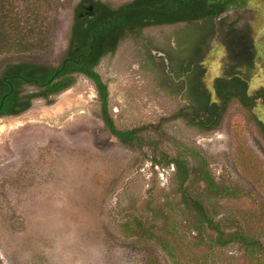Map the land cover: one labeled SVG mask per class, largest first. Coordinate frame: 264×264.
<instances>
[{"label": "rangeland", "instance_id": "1", "mask_svg": "<svg viewBox=\"0 0 264 264\" xmlns=\"http://www.w3.org/2000/svg\"><path fill=\"white\" fill-rule=\"evenodd\" d=\"M49 1L55 10L49 45L3 56L0 70L7 61L59 64L78 0ZM99 1L117 7L129 0ZM227 16L249 24L258 76L250 86L257 87L264 82L259 77L264 74V0H248ZM182 29L180 24L146 27L140 37L124 38L113 54L100 59L95 69L107 84L108 109L119 128L155 124L181 104L177 92L158 78L160 56L173 51ZM224 58L215 36L203 62L209 89ZM22 106L16 116H0V264H26L20 258L28 253L38 258L49 235L69 226L77 251L99 253L94 264H264V251L216 246L202 238L179 201L173 165L153 164L162 153L179 155L191 168L203 161L220 185L243 191L213 199V211L221 219H235L264 249L260 104L248 110L232 100L219 126L207 132L180 119L163 122L164 135L147 134L150 144L142 150L126 148L109 134L93 85L81 74L52 104L35 98ZM189 187L200 192L203 186L192 178Z\"/></svg>", "mask_w": 264, "mask_h": 264}, {"label": "trees", "instance_id": "2", "mask_svg": "<svg viewBox=\"0 0 264 264\" xmlns=\"http://www.w3.org/2000/svg\"><path fill=\"white\" fill-rule=\"evenodd\" d=\"M248 0H129L111 7L99 0H78L72 6L66 48L58 65L32 60L7 61L0 70V116H16L29 107L31 100L44 104L54 102V96L72 87L75 74L86 77L93 85L100 107V119L111 136L129 149L142 150L150 132L163 134L161 124L180 119L201 132L216 129L232 100L251 110L257 104L264 107V82L251 88L255 50L248 23L229 18L232 9L244 8ZM55 11V10H54ZM49 0H0V58L12 53H30L44 49L50 43L51 23L55 12ZM182 26L171 52L163 57L158 81L168 91L175 90L181 104L169 116L155 124L131 128L116 126L108 109L107 84L95 67L100 59L113 54L126 37H140L142 30L156 25ZM219 39L225 58L217 66L211 89L204 81L203 62L213 38ZM170 51V50H169ZM264 81V74L259 76ZM33 90L25 93L27 87ZM264 140V120L256 119ZM172 164L177 193L188 211L190 222L202 238L211 244H237L243 250L263 252L261 244L244 232L235 219L218 217L212 200L226 195H242L234 186L220 185L205 162L189 166L179 155L162 153L153 164ZM202 184L200 192L189 187L190 179ZM230 222L231 227L226 224ZM140 224H138L139 226Z\"/></svg>", "mask_w": 264, "mask_h": 264}, {"label": "clouds", "instance_id": "3", "mask_svg": "<svg viewBox=\"0 0 264 264\" xmlns=\"http://www.w3.org/2000/svg\"><path fill=\"white\" fill-rule=\"evenodd\" d=\"M63 228L62 225L57 226ZM53 232L49 235L48 246L38 250V258L31 253L25 254L20 259L26 264H94L99 253L95 249H82L77 251L73 247L76 242L74 231ZM7 264V261H4Z\"/></svg>", "mask_w": 264, "mask_h": 264}]
</instances>
